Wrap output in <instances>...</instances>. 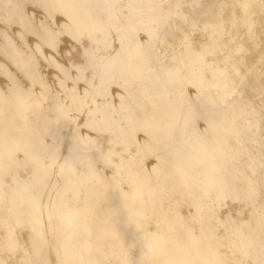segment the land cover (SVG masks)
<instances>
[{"label": "bare ground", "instance_id": "1", "mask_svg": "<svg viewBox=\"0 0 264 264\" xmlns=\"http://www.w3.org/2000/svg\"><path fill=\"white\" fill-rule=\"evenodd\" d=\"M0 264H264V0H0Z\"/></svg>", "mask_w": 264, "mask_h": 264}]
</instances>
